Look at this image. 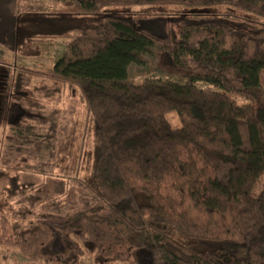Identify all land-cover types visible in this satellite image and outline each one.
<instances>
[{"label": "trees", "instance_id": "trees-1", "mask_svg": "<svg viewBox=\"0 0 264 264\" xmlns=\"http://www.w3.org/2000/svg\"><path fill=\"white\" fill-rule=\"evenodd\" d=\"M54 1L64 9L47 20H20L17 0H0L9 51L24 48L28 23L66 40L47 73L19 69L8 93L38 75L45 97L76 91L92 147L84 161L68 147L53 164L56 119L0 128V151L36 160L14 177L0 164V188L43 215L0 212V247L29 264H139L143 244L162 264H264V0ZM146 54L182 82L130 81ZM70 188L82 209L71 210Z\"/></svg>", "mask_w": 264, "mask_h": 264}, {"label": "rangeland", "instance_id": "rangeland-1", "mask_svg": "<svg viewBox=\"0 0 264 264\" xmlns=\"http://www.w3.org/2000/svg\"><path fill=\"white\" fill-rule=\"evenodd\" d=\"M63 9L64 6L54 0H17L15 14L20 20L25 18L31 20V17L35 20L44 17L45 19H43L47 20L52 14ZM28 25L23 30L26 29L27 33L31 34L26 35L28 40L25 41L23 49L9 51L0 45V128H6L8 124L19 121L22 115H41L44 118L51 116L58 122L56 125L58 144L56 151L51 157H48L50 162L64 164L67 160L66 156H68L66 153L68 147L75 154L79 152L84 161L91 151L92 136L82 98L76 91L67 90L57 93L53 97H45L35 91L44 82L43 76L38 75L32 78L31 84H33L34 90L32 88L23 90L24 93L16 97L10 96L8 93L9 80L19 69L24 68L39 73H47L64 52L65 39L42 35L39 33L41 29L36 31V29L30 28V23ZM157 65V58L151 54H146L142 63L128 66V78L135 84L147 79L182 82L178 78L162 73ZM260 83L264 90V69L260 74ZM198 86L204 89H212L202 84H198ZM43 103L46 104L45 108L43 110L37 109V105ZM169 119L173 125H178L174 114H170ZM34 163L36 164V160L32 155L11 153L6 148L0 151V164L6 168L7 174L12 177L20 173L26 166ZM83 198V195L75 188H70L67 192V199L71 202L72 211L82 209V206H85ZM0 212L5 213L11 219H25L30 223L43 216L38 210H31L24 204L11 203L1 188ZM138 255L139 264H162L146 244L141 245V248L139 247ZM0 264H29V261L17 249L0 247ZM78 264H94V260L91 255H86L80 259Z\"/></svg>", "mask_w": 264, "mask_h": 264}]
</instances>
